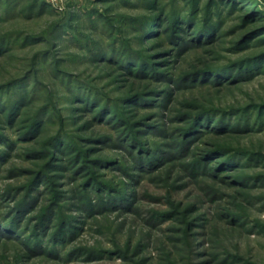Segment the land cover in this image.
<instances>
[{"label":"rangeland","instance_id":"rangeland-1","mask_svg":"<svg viewBox=\"0 0 264 264\" xmlns=\"http://www.w3.org/2000/svg\"><path fill=\"white\" fill-rule=\"evenodd\" d=\"M261 14L264 0H0V224L21 217L0 264H264V67L214 72L264 51V34L239 44Z\"/></svg>","mask_w":264,"mask_h":264},{"label":"trees","instance_id":"trees-1","mask_svg":"<svg viewBox=\"0 0 264 264\" xmlns=\"http://www.w3.org/2000/svg\"><path fill=\"white\" fill-rule=\"evenodd\" d=\"M262 15L263 14H261V16ZM248 16H249V14H248ZM252 16L254 17V15H252ZM149 17L151 19H154L155 16L149 15ZM207 18L209 21L207 23H205V26L201 25L200 26L201 29H198L197 35L194 38L192 37V39H191L192 40L191 42L194 43L195 45H201V43H203L207 38L212 39V36L210 37V35H211L210 32H212V31H214V29H216V27H217L216 24L218 22H214L212 20V17H211V19L209 18V16ZM190 21H191V19L189 16V17H187V22H190ZM172 24H173L172 25L173 28H172V32H171V41L174 42L175 44L180 45L179 48H183L184 46H186L187 41L185 42L184 39L178 41L177 27L178 28L180 27V25L178 24V20H173ZM150 29H149V33H152L153 31H150ZM260 34H264V23L261 24V26L258 27L257 29L253 30L250 34L246 35L241 41H239V44H245V42H248L252 38L259 36ZM201 36H202V38H201ZM111 53L112 54H110V57H113L115 60L119 59V61H121V60L123 61V58L121 56H125L126 57V59L124 60L125 62H128V63L133 62V61L138 62L140 65L141 71L143 70L142 67H144L145 64H147V63L149 64L150 69H154L156 67V65L154 63H150L147 59H143L142 57H138L136 60H133L130 53H126V55L125 54L122 55V53L117 54L116 51H113ZM100 54H102L104 57L107 56L109 58V56L107 55L106 52H104V53L100 52ZM124 61H123V63H125ZM237 64H238L237 68L239 70L235 69L236 71H234V69H232L233 71H231L230 65H229L228 67L215 68V69H220V70L214 71V72L215 73L218 72L219 74L222 75V77L223 76H230V78L228 80H232L234 78L237 79L240 76L245 77L246 75H249V74L253 75L254 69H257V71H258L261 68L260 66L264 67V51L246 59V61L244 60L243 62H239ZM215 73H213V74H215ZM214 76H217V74H215ZM194 77H196V74H193V76L190 77V79L191 78L193 79ZM204 77H205V75L204 76L203 75H199V76L197 75L196 78H197V80H200L201 78H204ZM138 95H139V93H138ZM90 100H93V99L90 98L89 101ZM105 111H106V109L103 108V110H101L99 112L100 113L99 115L102 116ZM198 119H199V117L194 120V122L192 123V125L190 127L191 129L188 133L195 132V130L198 126V123H199ZM118 120H119V118H117V121ZM223 122L224 121H222V124H223ZM149 158H151V157L149 156ZM149 158L147 157V155H139V160L141 161V164L152 163V159H151V162H149L150 161ZM119 197L123 198L122 195H119ZM19 210H21L20 207H19L18 211ZM20 218H21L20 215L18 213H16V215L13 217V219L10 222H5L3 224H0L1 231H4V233L8 234V235L15 232L14 230L16 229ZM28 244H30V246H32L31 243L28 242Z\"/></svg>","mask_w":264,"mask_h":264}]
</instances>
